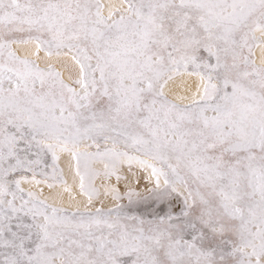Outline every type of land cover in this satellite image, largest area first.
<instances>
[{
    "label": "snow or ice",
    "instance_id": "snow-or-ice-1",
    "mask_svg": "<svg viewBox=\"0 0 264 264\" xmlns=\"http://www.w3.org/2000/svg\"><path fill=\"white\" fill-rule=\"evenodd\" d=\"M0 264H264V0H0Z\"/></svg>",
    "mask_w": 264,
    "mask_h": 264
}]
</instances>
